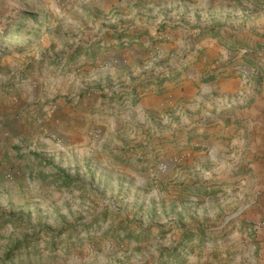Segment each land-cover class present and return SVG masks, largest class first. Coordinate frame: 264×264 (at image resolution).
Segmentation results:
<instances>
[{
	"label": "rangeland",
	"instance_id": "obj_1",
	"mask_svg": "<svg viewBox=\"0 0 264 264\" xmlns=\"http://www.w3.org/2000/svg\"><path fill=\"white\" fill-rule=\"evenodd\" d=\"M101 3L0 0V109L7 117L18 118L13 99L29 81L79 77L84 66L122 71L107 92L82 86L45 98L48 123L56 124L59 100L75 112L82 97L102 92L103 115L126 135L140 100L134 91L152 82L189 79L211 88V99L198 107L196 135L185 140L177 131L168 140L154 133L122 161L105 153L111 136L99 124L84 134L89 155H75L62 151L68 142L53 133L29 134L21 111L23 133L0 131V264H185L196 253L207 257V244L231 241L233 253L246 254L241 264H264V0H140L148 26L111 34ZM201 39L218 42L212 56L203 47L182 54ZM165 45L173 49L162 57ZM129 50L138 51L136 61L118 59ZM179 106L149 113L150 123ZM39 166H61L65 177L44 179ZM67 180L75 182L67 187Z\"/></svg>",
	"mask_w": 264,
	"mask_h": 264
},
{
	"label": "crops",
	"instance_id": "obj_2",
	"mask_svg": "<svg viewBox=\"0 0 264 264\" xmlns=\"http://www.w3.org/2000/svg\"><path fill=\"white\" fill-rule=\"evenodd\" d=\"M89 1L90 0H79V4L87 6V2ZM139 1L140 0H104L103 2L102 0L101 5L106 6L105 8L107 14L110 13V17H108L107 22L109 26H107V28L104 30H107L108 33L111 34L114 32L119 33L125 30H140L141 27L148 26L144 18L146 12L137 5ZM115 13L116 16L112 17V15ZM141 15L143 16L144 20L142 22H140L142 17ZM101 34L103 33L101 32ZM101 34H99L96 38L99 39L102 37ZM112 42L113 41L111 39H108V41L105 40V42H101V45H104V43L110 44ZM174 44H176V42H174ZM217 46L218 42L213 39H201L194 42L193 45H189L188 48L182 52V54L186 55L187 57L191 55L192 57L200 47H203L206 49V55L212 56ZM161 49L162 57H166L170 55L173 46L165 45L161 47ZM100 51H102V49ZM100 56L101 55L99 54L97 57ZM118 59L122 60L123 62L125 60L126 63L136 61L138 59V51L129 50L124 55H121V57ZM121 66H123V63H121ZM67 68H71V63L68 64ZM81 69L82 70H80L81 74L79 77L64 73L65 77L55 76L48 77L44 81L35 79L29 81L28 84L21 89L19 96L13 99V102H17L18 104L16 107L17 109L19 108L17 112L18 118L16 117V114H12L11 116L7 117L6 113H4V110L0 109V131L3 134L9 132L12 134V136L23 133L22 129L24 119H21V115H19V113L23 111L22 114L25 115V113H27L29 115L28 126L32 127V129L29 128V134H33L36 132V130L37 133H53L62 141L68 142L69 146L67 148H63L62 151L74 150L75 155L77 152L89 155V142L87 141V137L84 136V134L88 130L89 126L99 124L101 126L99 129L101 131H105L107 134L106 136H108V134L111 136L110 141H112V143L108 144V147L105 148V153L110 154L109 156L116 157L118 161H122L129 157V154L126 150L136 144H144L145 140L152 137L154 133L156 136L161 135L162 138L168 140H171L177 131H180V135L183 137L181 139H184V137L187 135L185 140L190 135H196V131H194L193 128L196 125H199V122L197 121L198 107L201 104V100L206 99L204 96L209 94V100L211 99V88H195L192 85H187L189 83V79L180 81L176 85H173V83L170 84L168 80L164 81L161 86H157L155 85L156 83L152 82L148 85L138 87L136 88V91H134L137 93L140 100L138 103V108L136 109L137 116L136 118H133L131 122H129L128 129L125 130L126 135H121L120 133L123 126L120 122H117L113 119H106V116L103 115L107 114L108 111L106 110L105 106H100L102 99L100 97H96L104 94L102 92H100V95H97V93H89L88 96L82 97L79 100L78 105L80 110L75 112L70 111L74 107H71V109L68 111L64 110L63 103H61V100H59L60 102L58 103V107L61 108H58V112L55 113L54 117V121L57 125H54V123L50 121L48 123L46 117L42 118V114L47 110V108L42 106L45 98H51L54 95L61 96L66 94L69 90L76 88L78 89V87L81 88L82 86H99L100 88L104 89V92H107L106 88L108 87L107 85L109 80H111V76L113 79H116L120 76L119 72L122 71L110 70L111 73H108L106 69L91 66H84ZM63 82H65V84H63ZM43 85L45 86V92L42 95L41 93L43 90L41 89ZM8 95H10V93H8ZM188 101L191 103L189 104ZM25 102L26 106L24 105ZM178 104L180 105L178 107V111L166 114L161 121H157L154 118L150 123V119L148 118L149 113L156 115L162 108L166 109L174 105L177 106ZM208 104H210L209 108H212L211 102ZM175 108L177 107H173L170 112ZM94 112L97 114L91 116V114ZM146 118H148V120ZM30 122H32V124H30ZM37 123H41V126L37 125ZM133 125L137 126V128H133ZM193 139H196V137L194 136ZM39 141L43 142V139L40 138ZM50 150L51 149H48V152H50ZM72 151L70 152V155ZM192 155L196 156L197 154L192 152ZM59 156L60 153L58 152L54 156V159L56 160ZM38 168L40 171L46 174L44 179H58L63 176L65 177V172L61 171L60 169L61 166H57L56 170L48 169L45 171L43 170L45 168L43 166H39ZM108 171L111 172L110 169ZM26 181H30L29 171L26 172ZM68 182V185H66L67 187L71 185L70 183H74L75 180H69ZM187 184H189V182L186 181L183 182L182 186H179V188L182 189V195H185L186 189L184 188H186L185 185ZM143 194L140 193L141 196L146 195ZM131 200L132 199H130V202ZM139 203H144L142 205H147L148 209L151 210L152 206L150 204H145L143 200H140ZM187 229L188 228H186L184 231L187 232ZM174 234L178 233L171 228L170 235L172 236ZM132 243L134 244V242ZM207 247L209 248L207 257L200 259L196 253L185 258V264H202L203 262L209 264H241L243 257L246 255L245 253H240V250L243 249V247L238 249L240 251L239 253H233L234 245L232 241L227 243V245H225L223 248L214 245L213 243L207 244ZM221 257L224 258L222 262L219 261Z\"/></svg>",
	"mask_w": 264,
	"mask_h": 264
},
{
	"label": "built area",
	"instance_id": "obj_3",
	"mask_svg": "<svg viewBox=\"0 0 264 264\" xmlns=\"http://www.w3.org/2000/svg\"><path fill=\"white\" fill-rule=\"evenodd\" d=\"M158 169L160 170V171H166V169H167V165H165V164H160V165H158Z\"/></svg>",
	"mask_w": 264,
	"mask_h": 264
}]
</instances>
